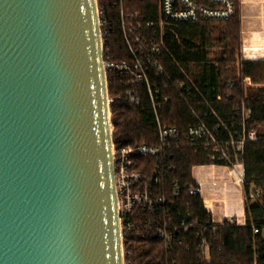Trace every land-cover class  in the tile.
Wrapping results in <instances>:
<instances>
[{
	"label": "water",
	"instance_id": "1",
	"mask_svg": "<svg viewBox=\"0 0 264 264\" xmlns=\"http://www.w3.org/2000/svg\"><path fill=\"white\" fill-rule=\"evenodd\" d=\"M97 0H0V264H125Z\"/></svg>",
	"mask_w": 264,
	"mask_h": 264
},
{
	"label": "trees",
	"instance_id": "2",
	"mask_svg": "<svg viewBox=\"0 0 264 264\" xmlns=\"http://www.w3.org/2000/svg\"><path fill=\"white\" fill-rule=\"evenodd\" d=\"M106 1L109 3V16L113 18V29L105 44L109 50L107 56L116 61L128 59L116 0ZM236 4V14L229 20L184 22L178 25L175 33L168 32L165 36L168 52L164 54V61L168 73L175 78H182L177 63L188 72L192 60L196 61V66L202 65L201 78L195 81L229 123L235 105L242 101L252 104L253 118L248 128L257 130V140L249 142L245 150L247 222L244 225L229 220L222 224L212 222L200 194H191L190 188L197 184L193 179V168L213 163L201 142H172L166 156L158 162L161 183L152 188L166 197L167 206L155 213L138 210L131 216L134 229L125 235L124 240L126 261L131 264H264V88L254 90L246 86L247 79L264 83V60L242 58L241 0H236ZM128 6L140 11L142 18L157 17L158 0H131ZM216 45L223 49H215ZM119 79H109L111 97L116 96L120 89ZM230 83L234 84L233 87ZM169 92L172 99L164 104V123L183 128L194 121L191 108L198 109L199 104L194 100H183L172 90ZM218 92L224 95L219 102L215 100ZM110 105L113 140L117 145L157 143L155 117L146 98L139 106H134L122 96ZM156 162L151 157L139 159L140 167L147 173L156 171ZM252 183L261 192L253 189ZM176 187L178 195H174ZM257 194L259 197L255 198ZM188 213L198 224L187 230L182 221ZM202 225L208 227L202 237H206L210 246L209 258L201 255L199 250L202 237L197 232ZM255 228L259 233H254ZM164 231L172 235L170 242L162 234Z\"/></svg>",
	"mask_w": 264,
	"mask_h": 264
},
{
	"label": "built area",
	"instance_id": "3",
	"mask_svg": "<svg viewBox=\"0 0 264 264\" xmlns=\"http://www.w3.org/2000/svg\"><path fill=\"white\" fill-rule=\"evenodd\" d=\"M131 0H116L117 16L128 52V59L116 61L107 56L106 39L113 29V18L109 16V3L97 0L99 23L103 41L104 65L108 78H120V89L110 103L124 96L134 106H139L144 98L148 100L155 117L158 141L154 144L117 145L113 140V160L115 181L118 192L121 226L125 235L134 229L131 216L138 210L155 213L165 210L167 199L152 190L161 183L158 162L166 156L172 142L187 140L201 142L204 151L213 164L226 166L234 170L241 180L245 177L244 159L246 145L257 140V130L248 128L253 118V107L250 102L242 101L232 109L230 123L223 118L212 105V100L203 92L190 73L178 64L182 78L171 76L164 61L168 52L165 36L168 32L175 33L180 23L198 20L225 21L236 14V0H158L156 19L142 18L140 11L128 6ZM210 50L211 48H207ZM175 61V58L172 56ZM245 59V58H244ZM202 65L196 66L201 69ZM230 83V87H233ZM252 85L250 79L246 86ZM143 89V90H142ZM172 90L183 100L198 102V109L191 108L194 121L183 128L174 124H165L162 111L164 104L170 102ZM230 95V94H229ZM223 93L215 95L216 101L223 100ZM114 132V126L112 124ZM114 136V135H113ZM141 157L156 159V171L147 173L140 167ZM191 194H200L198 184L190 188ZM178 195V188L174 190ZM259 194L255 195L258 198ZM188 213L182 226L188 229L198 224ZM187 219H189L187 221ZM231 223L242 225L236 218L228 219ZM215 224V222L212 220ZM197 232L202 237L207 232L202 225ZM254 233H259L257 228ZM170 242L172 235L162 232ZM264 236V229L262 231ZM210 246L203 236L199 244L201 255L209 258ZM126 254V250H125ZM125 264H131L126 261Z\"/></svg>",
	"mask_w": 264,
	"mask_h": 264
},
{
	"label": "crops",
	"instance_id": "4",
	"mask_svg": "<svg viewBox=\"0 0 264 264\" xmlns=\"http://www.w3.org/2000/svg\"><path fill=\"white\" fill-rule=\"evenodd\" d=\"M242 33L245 59H264L255 51L264 53V0H241ZM193 179L200 186L205 210L216 224L236 218L247 222L244 179L229 167L217 164L193 168Z\"/></svg>",
	"mask_w": 264,
	"mask_h": 264
},
{
	"label": "rangeland",
	"instance_id": "5",
	"mask_svg": "<svg viewBox=\"0 0 264 264\" xmlns=\"http://www.w3.org/2000/svg\"><path fill=\"white\" fill-rule=\"evenodd\" d=\"M244 45H243V33H242V58H244L243 57V55H244V47H243ZM215 49H218V50H222L223 49V47H221V46H215L214 47ZM264 51V50H263ZM256 52V54L258 55V56H262V57H264V53H259V52H261V51H259V50H257V51H255ZM191 57H194V55L192 56L191 55ZM210 58V57H209ZM208 58V59H209ZM264 60V59H263ZM191 64V66H190V71H189V73H190V75H191V77L193 78V79H199V78H201V69H198V68H196V61H193L192 60V62L190 63ZM237 65H238V63H237ZM248 86H250V87H252V89H254V90H257V89H261V88H264V83H254V82H252V85H248ZM264 129V128H263ZM251 187L253 188V189H257V191H259V192H261V189L260 188H258L257 187V185L255 184V183H252L251 184Z\"/></svg>",
	"mask_w": 264,
	"mask_h": 264
}]
</instances>
